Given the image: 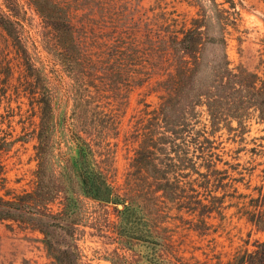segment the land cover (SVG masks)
I'll return each instance as SVG.
<instances>
[{
  "label": "rangeland",
  "instance_id": "rangeland-1",
  "mask_svg": "<svg viewBox=\"0 0 264 264\" xmlns=\"http://www.w3.org/2000/svg\"><path fill=\"white\" fill-rule=\"evenodd\" d=\"M62 1L0 0V143L5 139L11 143L0 152V198L12 200L35 189L39 100L47 86L54 108V162L59 180L49 194V211L43 214L56 216L65 207L66 191L72 189L67 169L75 162L76 145L71 138L70 120L80 96L79 86L85 83L84 88L92 96L86 118L95 127L89 139L98 168L124 199L128 198L127 175L134 171L132 162L139 147L134 136L155 131L157 121L147 113L158 108V95L163 93L156 82L166 79L158 74L142 85L138 79L128 77L119 61L112 62L109 57L99 60L97 57L103 56L99 52L94 63L81 62L74 72H69L57 52ZM116 1L122 28L124 19L131 22L132 18L140 36L147 33L148 26L154 33L163 12L189 23L199 19L205 35L201 50L204 64L214 68L228 61L236 70L263 74L264 0ZM110 36V31L96 28L84 35L83 41L88 43L85 47L98 49ZM231 96L232 91H228L226 100ZM233 101L241 110L250 107L252 98L247 92L235 93ZM146 104L152 106L147 108ZM206 118L207 115L203 120ZM224 119L223 125L235 130L224 129L216 136L223 159L219 169L228 170L237 180L234 187L238 192L224 188L217 175H212L209 190L214 191L213 196L224 198L222 215L212 213L208 220L212 228L207 232L198 230L196 214L179 211L170 201L161 205L165 210L159 220L158 233L164 243L161 250L186 264H228L235 255L262 253L261 246L264 247V230L258 229L247 215L238 213L235 206L238 201L254 203L252 199L264 191V124L251 117L240 128L238 119ZM199 171L193 178L202 182L207 170ZM188 181L183 179L184 183ZM198 189L205 193L206 188ZM240 194L246 197L237 200ZM78 208L81 214L77 224L58 220L55 230L50 231L69 250L76 249L81 264H145L144 255L157 248L155 240L138 242L124 235V206H104L82 197L73 200L67 210L70 213ZM34 212L25 208L13 211L11 217H0V264H58L50 256L40 230L52 220Z\"/></svg>",
  "mask_w": 264,
  "mask_h": 264
},
{
  "label": "trees",
  "instance_id": "trees-1",
  "mask_svg": "<svg viewBox=\"0 0 264 264\" xmlns=\"http://www.w3.org/2000/svg\"><path fill=\"white\" fill-rule=\"evenodd\" d=\"M118 5L116 0L62 1L57 52L59 61L69 72H74L81 62L94 63L95 54L99 52L103 54L97 57L99 60L109 57L112 62L119 61L128 77L138 79L142 85L149 84L158 74L166 76L156 82L163 92L158 95V108L147 113L157 121L155 131L134 136L139 147L132 162L134 171L127 175L128 198L123 199L98 168L94 145L89 139L95 127L86 118L92 96L83 83L79 86L80 96L70 120L71 138L76 145L75 162L67 169L72 189L66 191L65 207L57 216L43 214V211H49V194L59 180L54 162L56 125L52 94L44 86L39 100L41 124L37 133L35 189L23 196H14L12 200L0 198V217H11L13 211L26 208L52 220L40 228L50 256L58 264H81L76 249L71 247L69 250L67 245L57 241L54 231H50L57 227L56 221L77 224L81 210L73 209L69 213L67 209L73 200L82 197L104 206L122 205L126 221L124 235L138 242L155 240L157 248L144 255L145 264H186L177 256L164 255L161 250L164 243L158 233L159 220L165 211L161 205L170 201L178 206L177 210L198 216V230H211L208 220L212 213L222 215L225 209L224 198L213 196L214 191L209 190L212 175H217L224 188L238 192L234 187L237 180L229 175L228 170L219 169L223 159L218 152L216 136L224 129L235 130L223 125L225 116L238 119L240 128L245 127L246 120L251 117L264 124V68L263 74L259 75L231 68L228 61L209 67L201 57L205 35L199 19L189 23L186 19L169 17L172 13L163 12L159 29L153 33L148 26L147 33L140 36L134 19L131 18V22L124 19V28L119 25L122 15ZM96 28L110 31L111 36L100 43L102 48L85 47L88 43L83 41L84 35ZM228 91H232V96L226 100ZM244 92L251 96L252 102L249 108L240 110L233 98L235 93ZM146 106L150 108L152 105ZM204 107L206 110L202 109ZM205 115L207 118L203 120ZM10 144L5 139L0 143V152ZM224 164L229 163L225 161ZM200 168L207 170L202 182L193 178L194 174H200ZM62 169L66 172V168ZM185 178L189 179L187 183L183 182ZM226 180L230 182L224 183ZM198 188H206L205 193ZM245 197L240 194L236 199ZM252 202L238 201L235 206L238 213L247 215L258 229L264 230V191L261 190ZM63 214L66 218L58 217ZM261 250L262 253L247 251L235 255L228 264H264V247L261 246Z\"/></svg>",
  "mask_w": 264,
  "mask_h": 264
}]
</instances>
